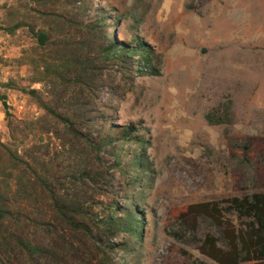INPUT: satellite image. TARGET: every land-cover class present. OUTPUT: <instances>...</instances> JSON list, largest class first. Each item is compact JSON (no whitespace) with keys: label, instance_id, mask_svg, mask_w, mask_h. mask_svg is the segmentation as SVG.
<instances>
[{"label":"rangeland","instance_id":"obj_1","mask_svg":"<svg viewBox=\"0 0 264 264\" xmlns=\"http://www.w3.org/2000/svg\"><path fill=\"white\" fill-rule=\"evenodd\" d=\"M84 3L91 15L102 9L117 41L135 49L133 39L143 42L147 64L139 54L133 56L139 70L129 74L103 64L105 84L95 93L73 81L72 72L32 81L29 58L93 43L85 28L64 22L72 15L88 20L78 12ZM19 20L25 24L13 33L3 28ZM30 25L49 30L46 47ZM9 79L35 88L63 115L88 101L96 114L104 113V126L134 123L143 138L115 144L117 165L100 149L99 164L95 152L31 94L0 86L8 105L6 113L0 100V191L13 211L6 224L15 235L50 242L43 223H57L55 211L37 177L71 195L75 187L66 177L90 164L111 177L110 193L97 191L96 199L108 203L112 195L117 204L140 210V236H115L114 242L127 244L111 251L110 264H219L198 247L206 235L221 237L228 228L215 223L230 218L227 198L264 190V0H0V81ZM225 111L227 121L206 119L208 112L224 117ZM139 152L137 169L130 161ZM203 201L214 202L217 219L187 208ZM67 236L72 247L62 248V264H103L89 243ZM9 239L0 264H36Z\"/></svg>","mask_w":264,"mask_h":264},{"label":"trees","instance_id":"obj_2","mask_svg":"<svg viewBox=\"0 0 264 264\" xmlns=\"http://www.w3.org/2000/svg\"><path fill=\"white\" fill-rule=\"evenodd\" d=\"M88 4L84 3L79 9L80 15L86 14L89 19L83 20L75 15L65 18L68 25L83 27L91 33L93 43L88 48L80 47L75 49L72 46L61 48L49 58L40 59L29 58L31 66V80L34 82L43 81L48 77L62 76L64 72H72L73 81L79 82L86 88L88 93H95L102 89L105 84L101 69L104 65H114L123 74H129L134 69L133 56L139 54L147 64L149 50L144 48L145 44L138 39H133L137 48H130L129 43L119 42L114 36V27L108 23L106 15L102 9L97 10L93 15L88 12ZM25 23L19 20L3 28L8 33H13L18 27ZM35 36L41 47H46L49 42L50 32L48 29H34L28 27ZM68 41H63L67 46ZM94 50L91 54L88 49ZM0 86L4 88H16L31 94L39 106L61 119L66 129L81 140L88 152H95L94 159L100 164L98 151L107 150L115 156V164H119V149H115V144H120L128 138L143 142V138L136 133L137 128L134 123L125 125H114L109 123L104 126L106 118L104 113L96 114L95 108L88 101H77L75 106L78 112L70 115H63L54 107L49 105L37 90L33 87H24L9 79L0 81ZM7 97L5 93H0V100L7 113ZM228 111L224 117H219L211 112L206 113V119L210 122L221 123L229 119ZM101 120V125L99 124ZM118 141V143H113ZM142 152L131 158V165L134 168L142 167ZM89 163V161H86ZM105 169H93L90 164H85L82 168L70 173L66 177L68 182L73 184L75 191L67 195V191L56 192L55 186L44 179L37 177L38 183L45 189L50 204L55 211L54 223L47 219L43 223L45 237L49 236L50 242H34L28 237L17 234L7 226L9 219L13 217V211L9 207L6 197L0 191V249L4 244L9 243L11 237L17 241L20 247L24 248L30 256L36 260V264H62V248L70 249L72 241L67 235L76 236L82 243L90 245L89 251L95 256H99V261L103 264H110L111 251L117 245L124 248L125 241L114 242L113 238L124 232L131 236H140L141 221L138 217L140 210L138 206H121L112 198L105 203L96 199L95 192L111 190V177H105ZM63 185V183L61 184ZM71 187V188H72ZM79 187V188H78ZM95 198V199H94ZM188 209L200 213L208 219H217V206L213 201H203L190 204ZM225 210L230 214V218L216 220V224L228 225L227 229L220 230L221 237L217 235H206L203 243L199 245V250L215 260L219 264H264V190H253L241 195H231L226 200ZM241 222V223H239ZM7 223V224H6ZM60 227H58V226ZM244 225V226H242ZM67 234V235H66ZM51 235V236H50ZM222 238L224 243L219 244L218 239ZM7 258V257H6ZM8 259V258H7ZM3 262V259L1 260Z\"/></svg>","mask_w":264,"mask_h":264}]
</instances>
